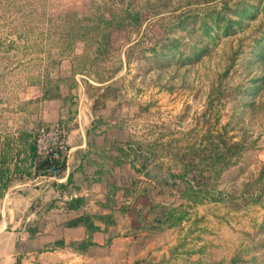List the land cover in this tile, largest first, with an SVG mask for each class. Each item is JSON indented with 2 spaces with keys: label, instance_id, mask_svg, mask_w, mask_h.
<instances>
[{
  "label": "rangeland",
  "instance_id": "374dc122",
  "mask_svg": "<svg viewBox=\"0 0 264 264\" xmlns=\"http://www.w3.org/2000/svg\"><path fill=\"white\" fill-rule=\"evenodd\" d=\"M92 1L0 3V130H32L41 157L53 147L67 165L5 192L0 252L15 241L14 264H264V196L251 200L264 186V0H114L142 17L109 30L100 59L48 20Z\"/></svg>",
  "mask_w": 264,
  "mask_h": 264
},
{
  "label": "trees",
  "instance_id": "16d2710c",
  "mask_svg": "<svg viewBox=\"0 0 264 264\" xmlns=\"http://www.w3.org/2000/svg\"><path fill=\"white\" fill-rule=\"evenodd\" d=\"M6 1V8L1 10L2 13L10 12L11 7L13 8L15 5L11 0ZM2 2L3 0H0V3ZM251 8L252 7H246L241 13H239L240 16L250 13ZM141 17L142 15L138 11H131L128 9L122 10L119 3H116L114 0H100L98 3L93 1L90 2L87 11L81 16L76 12H69L65 16L57 18L48 17V20L54 31L58 32L59 29L61 30L60 37L62 38V45L65 40H68L66 38L76 35L78 38L85 39L86 42H94L96 44L95 59H100L101 56L110 49L108 31L113 28H123L127 26V24L138 25ZM211 28L212 25H206V22H204L201 25L200 30L209 34ZM230 30H232L230 25H225L224 33L228 35ZM71 43L72 41H68L67 45L64 46L68 47ZM7 44V47L12 48L14 42L9 41ZM167 44H164V46L179 49V41L177 40L170 41ZM4 47V42L0 40V51ZM64 50L61 52L64 53ZM201 52L202 51L199 53ZM222 142V147L224 148H220L221 150L224 149L231 151L234 148L238 150L240 147L236 143H233V145H227L224 141ZM122 153L127 156L125 151H122ZM117 162L121 163L122 161L117 160ZM143 166H146V162ZM66 168L67 165L65 160L41 157L38 154L37 135H35L32 130L18 128L11 131L8 127L0 130V199L16 180H23L25 177L48 175L53 169H56L57 172L61 173L65 171ZM263 196L264 186L258 197H256V199H253L254 197H252L251 200L259 202L260 198ZM16 264H19L18 260H16Z\"/></svg>",
  "mask_w": 264,
  "mask_h": 264
},
{
  "label": "crops",
  "instance_id": "0c3cea01",
  "mask_svg": "<svg viewBox=\"0 0 264 264\" xmlns=\"http://www.w3.org/2000/svg\"><path fill=\"white\" fill-rule=\"evenodd\" d=\"M71 229H78L79 230V226H74ZM8 234H10V233H8ZM2 237H4V235L1 234L0 238H2ZM14 248H16V242L15 241H13L12 243L10 242L9 250H12ZM9 250H8V252L6 251L5 254L3 252H0V264H14V258L9 257ZM38 258H39V256H38Z\"/></svg>",
  "mask_w": 264,
  "mask_h": 264
},
{
  "label": "built area",
  "instance_id": "2783aa9c",
  "mask_svg": "<svg viewBox=\"0 0 264 264\" xmlns=\"http://www.w3.org/2000/svg\"><path fill=\"white\" fill-rule=\"evenodd\" d=\"M39 141H40V139H39V135H38L37 136V149H38V154L41 156L42 151H40V149H39V146H40ZM55 148H58V147H55ZM57 150L58 149L54 150L53 147H50V152L46 151L47 155L45 157H51L52 159H57V157H58V151ZM52 172H57V170L53 169Z\"/></svg>",
  "mask_w": 264,
  "mask_h": 264
}]
</instances>
